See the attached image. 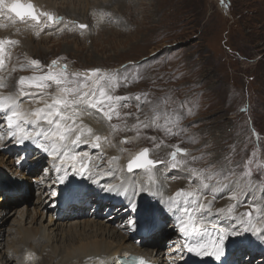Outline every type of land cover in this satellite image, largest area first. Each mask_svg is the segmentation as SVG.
I'll list each match as a JSON object with an SVG mask.
<instances>
[{
  "label": "rangeland",
  "instance_id": "rangeland-1",
  "mask_svg": "<svg viewBox=\"0 0 264 264\" xmlns=\"http://www.w3.org/2000/svg\"><path fill=\"white\" fill-rule=\"evenodd\" d=\"M52 1H56L55 6L58 7V13L60 12V14H56L57 12L49 13L58 20L56 23L48 21L47 16L40 15L39 23L30 18L29 25L24 27L26 24L12 12H1L0 21L6 28L2 41H5L9 50L20 47L22 53L29 57V54L27 55L24 50L29 36H25L27 39H23L28 31H23V29L31 28V24H34L38 30H43L47 26L52 30L50 34H53L56 40L52 41L47 38L45 42H33L37 49L44 50L45 55L43 56L51 57L61 52H68L67 54L73 57L74 64L79 66L75 68L70 60L64 61L63 66L66 65L69 69L78 70L82 74H88L89 70L95 68H99L103 73H109L112 69L117 71L112 74L115 80L118 79L116 80L117 86L109 89L108 94L111 93L112 96L124 98L119 101L118 105L127 106L124 110L126 109L125 114H129V118L124 124H127L126 127L130 128V131L124 137L132 138V142L124 146L120 137L115 138L113 131L116 130V121L121 119L119 110H116L119 112L117 115L116 112H111L106 104L104 105V111L111 112V119L104 115V111L92 108H88V110L111 130L112 142L120 151L119 157L116 156L112 159L115 161L117 159L119 166L123 159L132 156L131 160L142 149L147 148L151 158L155 161H161L156 167L159 169L167 167V159L160 157L155 145L144 139L136 120L134 121L132 118V115L136 114L137 117L134 118L139 120L140 114L138 112L144 111L146 117L144 123L148 125L152 124L156 117H159L158 128L162 130L161 135L166 138L167 142L184 143L181 147L171 148L170 156L173 152H177V155L190 152L192 157L194 156L192 158L194 159V168L182 165L176 169H169L171 172L184 170L200 177L204 182H206L204 179L207 180L212 175L216 182L223 185L227 191H235L237 190L233 188L235 183L247 181H249V186L255 187L254 189L263 190L264 0H116L115 3L112 1L110 4H108L110 0H90L89 4L78 1L69 2V0ZM106 4H108L107 8L114 13L113 17L105 15H110V12L106 10L107 13H104V9L100 6ZM63 9L66 11L68 9L69 12L72 10L71 13L74 14L87 15L88 20L84 19L85 22H77L76 14L64 16ZM34 10L37 13L38 9L35 5ZM130 18L133 22L130 21ZM61 22L64 24L62 26L72 31L73 35L61 38L59 29L63 27H58ZM79 25H86L87 27L80 28ZM129 26L133 27L127 30ZM74 29H77L80 34L84 33V42L79 41V39L76 41ZM33 55L37 59L43 60L38 56V53L35 52ZM4 59L2 64H5L6 68L3 72L7 73L16 66L19 69H26L34 60L29 57V63L25 64L18 63L16 60L10 61L8 57H4ZM128 60L137 61L129 62V69H124L123 67ZM52 62L45 63V67L47 66L49 69ZM122 68L127 74L124 73V78L127 79L133 77L136 72H140L141 83H145V89L141 88L137 81L128 84L119 83L121 78L119 72ZM30 90L32 92L29 93L43 94L36 88L28 89V91ZM44 91L55 93L56 86L53 84ZM159 106L170 107L167 108L168 112H173L171 107L187 109L190 110L188 112L190 115L185 116L181 113L173 118L170 115H165L164 109ZM112 120L113 123L110 122ZM0 133L4 136L9 133L6 115L3 112H0ZM4 147L7 155H10L14 161L16 168L20 167L23 171L25 168L31 170L38 168L36 173L31 174L32 178L42 180L43 183L48 181L49 176L46 172L50 170H46L49 167V156L39 162V165L36 162V166L31 167L32 161H34L32 160L33 153L24 155L28 160H24V158L19 160L23 153L15 147ZM161 153H164V150H161ZM86 161H89L90 165L93 164L90 158H87ZM129 161L125 163L123 175L136 172L127 170ZM6 172V176L13 180H27L8 170ZM115 180L114 183L121 181L118 174ZM29 185H31L30 181L27 186ZM48 186L49 195H51L55 187H51L50 184ZM209 186L211 187V185ZM240 191L242 195L248 193L242 187ZM242 195H234V197L238 199ZM94 196L96 197V194H93ZM4 197L6 200L9 196H1L0 204L5 202V200L1 201ZM34 199V191L27 190L24 199H19L13 205V210H11L13 215L4 224L5 230L0 240V243H3L0 247V254L7 248L12 249L13 245L22 247L26 245L20 239L21 235L16 236L20 224L18 221L15 222V218H18V211L25 206L32 210ZM257 200L261 202V199L257 198ZM54 201L45 202L41 214L39 213L37 216H33L31 213L28 216L25 215L23 225L25 227L32 226L33 229L40 227L41 224L46 226L50 232L53 231L57 234L55 244L62 246L64 233L70 229V226L77 221L83 223L90 216L80 215V217L67 221L62 216L69 214L70 208L74 207L69 206L78 204L79 201L70 202L67 207L59 206L62 209L61 213L59 212L61 216L54 213V207H49ZM83 206H87L88 210L95 208L92 212L96 213L97 207H92V203L83 204ZM256 206V203L251 204L245 209L244 213H252L250 217L243 215L248 227L251 225L253 227L242 229L243 221L240 223L242 224L240 228L235 227L238 234H242L241 231L244 233L247 231L252 236L257 232V228H254L255 225L260 220H264V197L261 202L262 208L257 207V210L263 212L262 219L258 216L254 217L257 211ZM107 208L108 206H102V209L97 211L98 218L102 222H105L107 217L116 210L113 208L106 211ZM123 210L126 213L116 223V226L130 235L132 230L129 229L128 219L130 222L135 219L130 212L128 216L126 205ZM51 212L54 213H52L54 217H59L57 225L62 223L64 227L56 230L57 225L49 226ZM161 228L156 248L168 255L176 246V243L168 241L174 239L176 235L172 232L165 233L166 230L172 229L170 224ZM154 234L152 233L150 236ZM171 236L173 237L171 238ZM12 237L14 238L13 241L10 239ZM8 238L10 239L9 242ZM246 244L247 242H243L241 246L238 245V247L233 248L229 261L233 257L235 260L233 264H264V252L261 248L257 251L251 250L249 247H244ZM38 250L39 253L36 252L35 254L29 252L30 254L33 253L27 256L29 262L32 259V262L35 263L47 252L42 253L43 249L39 248ZM16 254L14 252V255ZM246 256L253 258L249 260ZM58 263L59 259L53 264Z\"/></svg>",
  "mask_w": 264,
  "mask_h": 264
},
{
  "label": "bare ground",
  "instance_id": "bare-ground-1",
  "mask_svg": "<svg viewBox=\"0 0 264 264\" xmlns=\"http://www.w3.org/2000/svg\"><path fill=\"white\" fill-rule=\"evenodd\" d=\"M20 1L23 3H33L38 9L37 14H40L42 12H57L56 14H60V12L58 13V7L55 6L56 1ZM75 1H78L79 3L83 4H89L90 0H69V2ZM115 1L116 0H110L108 4H110L111 2L115 3ZM14 2L15 0H4V3L7 5H11ZM108 4L100 6L104 9H102L104 13H107L106 10L110 12V15H105H107L108 17H113L114 13L107 8ZM126 8H128V6H126ZM71 11L69 12L68 9L67 11L66 9L62 10L64 16L76 14V17L78 18L77 22H85L84 19L88 20L87 15L84 16L81 13L74 14L71 13ZM1 12L9 13L10 11L6 7H0V13ZM30 21V17L28 18L26 16L22 21L26 24L24 27H27ZM130 21H132V18H130ZM62 25H64L63 22H61L60 26L58 27H61ZM30 27L31 28L28 27L23 29V31H28V34L24 35L23 39H27L25 38V36H29L24 50L27 55L29 54V57L40 62L39 68L31 65L30 63L26 67V69H19L16 66L7 73L5 71L3 72V70L6 68L5 64L0 63V85H2L0 86V96H16L21 101L22 108L26 111H32L37 108L44 107V101H34L31 95L25 97L19 95L22 86L19 85L18 82L22 77H39L47 74L49 72V69L47 68V66L45 67V63H49L50 61H57L58 67H62V63L66 60H70L72 65H75V68H78L79 66L74 64L73 57L68 55V52H61L51 57H47L48 55L43 56L45 55L44 50H42L41 48L37 49V47L33 45V42H45L47 38H49V40L55 41L56 37H54L53 34H50L52 30L47 26L43 30H38V28L34 24H31ZM130 27L133 26L127 27V30ZM5 29V26L0 21V41L3 40ZM59 30L61 31V38H67L73 35L72 31H69L64 27L60 28ZM74 30L75 31L73 32H75L76 41L79 39V41L84 42V33L80 34L77 32V29ZM3 49V53H0V61L5 60L4 57H8L10 61L16 60L18 61V63H29V57L22 53L23 51H21L22 49L20 47L16 48L15 50H9L8 46L4 43ZM35 52L38 53V56L40 58H43V60L37 59L33 55ZM131 61L137 60H128L123 68L129 69L128 64ZM123 68L121 72H119V75H121L119 83L128 84L137 81V84L141 88L145 89V83H141V77L139 76L140 72H136L133 77H130L129 79L125 80L124 73L126 74V72L123 71ZM67 72L69 74L80 73L78 70L71 68H67ZM115 72L117 71L112 69L108 74L112 75ZM83 78L84 77L82 75L79 79L82 81ZM28 89L30 88H28L27 85L23 86L24 91L32 92V90L28 91ZM143 92L145 93V90ZM146 92L148 94V91ZM151 95L152 97H154L153 94ZM46 99L49 98L46 97ZM124 108H127V106L117 105L116 110H119V112H121V119L116 121V130L115 132L113 131V133L115 135V138H117V136L120 137L123 141L124 146H126L130 142H132V138L124 137L126 136V134H129L130 131V128L128 129L126 127L127 124H124L126 123V121H128L129 118V114H125L126 109L124 110ZM160 108L164 109L165 115H170L173 118H175L176 115H180L181 113V115L185 116L190 115L188 113L190 112V110L187 109L182 110L176 109V107H171L173 112H168L167 108L170 107ZM143 112H138L140 114L139 120L134 118L137 116L133 113L132 118L134 119V121L136 120V124H138L139 131L143 134L144 139L150 142L151 144L155 145V149L160 157L167 159L166 168L159 169V167L156 166L152 168H141L138 170H133L132 172L136 171L134 174L128 172L129 174L123 175L122 171H124L125 163L129 161L132 156L123 159L120 163V166L119 161H117V159L116 161L112 159L116 156L119 157L120 151L118 147L112 142L113 135L111 136L110 134L111 130L107 125H103L101 121L96 118L95 115H92L88 109L75 118V128L78 129L81 133V140L84 142L77 143L75 145H69L66 150H60L54 153L52 151L51 143L44 141L42 137L41 143L43 147L40 145L36 148L29 147L27 139L23 143H19L17 139L12 138L9 134H7V136H4L2 133H0V137H2L0 138L1 174H7L6 171L8 170L11 173H14V175H19L27 179L26 182H22L20 184L15 183V186L12 184V186L10 184H7L6 186H1L0 181V198L1 196L5 195L9 196L6 199L7 201L4 197V199L1 201L5 200V202L0 204V240L5 230V222L10 218L11 215H13V211H11L13 210V205L19 199H24L27 190H30V192L33 190L35 197V199L32 201L34 206L33 209L31 210L25 206L24 208L18 211V218H15V222L18 221L20 224L17 229L16 236L21 235L20 239H22L23 242H25L24 244L26 245H23V247L13 245L12 249L7 248L5 251H3V253L0 254V264H53L57 259H59L58 264H122V258L127 257L131 254L142 255L143 257H146L147 259L152 260L157 264H183L185 253L183 252V247L181 246L180 240L177 235L174 237V239H171L169 241L171 243H176L175 248L170 252V254L165 255L166 253L164 251H160V249L156 248V245L159 242L158 237L160 236L162 228L155 231V234L153 236H150L148 238V241L143 242L144 240H146L147 236H139L137 233L133 234V232L128 235L125 231H123L121 228L119 229L116 226V223L120 221L122 217H124L123 215L125 213L122 204L118 205L116 203V200L120 196H124L126 203L129 201H134V203H136L137 205L135 206V208L140 206L142 208V213H144L146 216L153 217L154 215L150 214V212H148L147 210L152 211L154 208H156L157 214L155 216V219L157 221V224H160L162 220L164 223L169 222L167 215H165L164 213V210H166V208H169L170 210L179 209L180 211H182V208H196L197 201L192 199L190 195L192 193H196L200 203L204 204L206 207L210 206V210L208 211L196 210L190 213L191 216L197 222H203V224L220 223L221 225L226 227L228 237H230L231 240L235 239L233 241L234 243L236 242L234 244L236 245L235 247H238V245L241 246L243 242H247L244 247H249L251 250L256 251L261 248V250L264 252V220H260L259 223L255 225L254 228H257V232L252 236L247 231L245 233L241 231L242 234H238L235 229V227L240 228L242 226V224L240 223L243 221L244 226L241 227L242 229H244L245 227H253V225L248 227L246 220H244V211L249 205H254L255 203L257 205L256 210L257 207L262 208L261 202L262 198L264 197V188L262 191L259 189H254L255 187L253 185L249 186V181H247L242 183L237 182L233 186V188L237 190L227 191L225 190V187L223 185H220L219 182H216L214 176L212 175L207 180L204 179L206 181L204 182L200 179V177L194 174H189L187 173V171L184 170L174 173L171 172L169 169H172L173 167L172 159L170 156V150L174 147H181V145L184 143L174 144L167 142L166 138L161 135L162 130L158 128L159 117H156L154 122L148 125L144 123L146 121V117ZM3 113L7 115L6 112ZM110 122L113 123V120ZM68 123L71 125L72 121H68ZM43 126L47 127L46 124H44ZM25 128L28 131L32 132V135L35 136V130L33 129V126L25 125ZM88 129H91V132H89ZM19 135L20 133H17V136ZM97 135L101 137L100 141L95 140V136ZM96 143L100 144L99 148L94 146ZM4 146H9L10 148L15 147V149H18L21 153H23L22 157L19 158V160H22L23 158L24 160H28L24 157V155H30L31 153H33L34 156L32 160L34 161H32L31 167L36 166V162L39 165V162H41L47 156L44 153L50 154L51 156H49V167L46 170H50L49 172H46V174H48L47 176H49L48 181H44L45 183H43L42 180H35V178H32L33 176L31 174L36 173L38 171V168L34 170L25 168L24 171L21 170L20 167H17V169L14 165V161L11 159V156L7 155V153L5 152ZM45 148H47L48 150L45 151ZM161 150H164V153H161ZM72 156H76L77 159H71ZM193 157L190 152H186L183 155H177L176 160L179 162V166L176 168H179L182 165H187L190 168H194L195 165L193 164ZM87 158L91 159L93 163L92 165H90L89 161H86ZM28 163L31 162L28 161ZM83 167L86 168V175H84V181L86 185L83 187L82 190L80 189L81 191L79 190L76 193L79 203L75 205H70L69 207H74L70 208L71 211L69 214L62 217H65L64 219L67 221L80 217V215H86L88 217L90 216V218L87 221H84L83 223L81 221H75L76 223L72 224L70 226V229H68V231L64 233V242L62 243V246H58L55 244V239L57 240V234H55L53 231L50 232V230L47 229L46 226L41 224L40 227L36 229H33L32 226L25 227V225H23V218L25 217V215L28 216L31 213L33 214V216H37L39 213L41 214V210H43L45 202H49L51 200L55 201L52 202L51 206L49 207H54V213L58 216H61V214L59 215V212L61 213L62 209L59 208V206L61 205L58 203L56 191L59 190V187L63 184L64 179L71 175H76L77 173L80 174L78 172V169H81ZM117 174L119 180L121 179V181L118 183H114L116 181L115 177L117 176ZM29 181L31 182V185L27 186ZM49 184L51 185V187H55L51 195H49V189L47 188L49 187ZM204 185H207V187H205ZM209 185H211V187ZM241 187L248 191V193H244V195H242L240 191ZM109 189L116 190L109 191ZM181 189L185 190V192L189 193V195L177 197L175 194ZM93 194H96V197H93ZM234 195L242 196L241 198L238 197L237 199L236 197H234ZM105 197L108 199L105 200ZM256 197L259 200L261 199V202H259ZM89 203L93 204L92 207H97L96 213L92 212L93 210H95V208L93 210H88L89 208L87 206H83V204ZM102 206H108L106 211L108 209L111 210L113 208H116V210L111 213L112 215L107 217V220L105 222L99 220V214L97 213V211L102 209ZM142 206H144V208ZM128 212L132 213V216H134L135 219V211L133 210V207L130 211L128 210ZM263 212L261 210H257L256 214H254V217L258 216L261 217L260 219H262ZM52 213L53 212H51L49 217V226H55L58 223L57 221L59 217H54ZM183 214L185 216V223L192 222V220L189 219L188 215H186L184 212ZM61 227H64V225L62 223H59L56 226V230ZM13 237L10 239H14ZM10 239L8 238V242L10 241ZM139 239L142 240V243L138 242ZM2 245L3 243H0V247H2ZM38 248L43 249L42 253L44 251L47 252L43 254L42 258L37 260L35 263L32 262V259L29 262V257H27L28 254L31 255L33 253L35 254L36 252L39 253ZM231 251H233V248L230 250V252ZM14 252H16L17 254L14 255ZM29 252L33 253L30 254ZM233 256L234 258H236L235 255ZM231 259L232 260L230 261L228 260L229 264H233L235 262V260H233V257Z\"/></svg>",
  "mask_w": 264,
  "mask_h": 264
},
{
  "label": "snow or ice",
  "instance_id": "snow-or-ice-1",
  "mask_svg": "<svg viewBox=\"0 0 264 264\" xmlns=\"http://www.w3.org/2000/svg\"><path fill=\"white\" fill-rule=\"evenodd\" d=\"M0 7H6L10 12L14 13L20 20L30 17L32 20L39 23L40 15L47 16L48 21L54 23L58 22L55 17L49 13H37L34 10V5L28 3L27 5L19 2L7 5L4 0H0ZM47 23V22H46ZM80 28H86V25H79ZM5 41H0V53H3V45ZM11 43V42H10ZM2 63V61H0ZM31 65L39 68L40 62L32 60ZM49 72L39 77H22L19 80L21 85L20 96L31 95L34 101H44V107L37 108L32 111H26L22 108L21 101L14 95L7 97L0 96V112H6V122L9 128V135L17 139L19 143H23L26 139L32 140V132L25 128V125L33 126L35 130V136L37 138L42 137L44 141L50 142L52 145V151L55 153L60 150H66L69 145H75L77 143L84 142L81 140V133L75 128V118L86 111L88 108L98 109L104 111V105L107 104L111 112H116L117 105L121 97H116L108 94V90L114 86H117L115 78L108 73H103L100 69L89 70L88 74L72 73L67 72V66L58 67V62L53 61L52 65L49 66ZM83 75V80L79 78ZM127 79L126 77L124 78ZM56 86L55 93H47L45 89ZM27 85L28 88H36L43 93H29L23 90V86ZM2 86V85H0ZM87 89V90H85ZM48 97L49 99H46ZM139 99V97H137ZM50 101V102H49ZM126 106V105H125ZM109 111H104V115L111 119L112 115ZM118 115V112H116ZM68 121H72L70 125ZM46 124L47 127L43 125ZM147 126V125H145ZM91 132V129H88ZM17 133H20L17 136ZM74 136V138H73ZM2 138V137H0ZM96 141H100V136H95ZM43 147V145L41 144ZM95 147L99 148L100 144L96 143ZM48 149L45 148V151ZM183 152L184 150H178ZM177 152L171 153L172 167L176 168L179 166V162L176 160ZM71 159H77L76 156H72ZM158 161H153L148 158V150L145 149L139 153L133 160L129 161L128 171L132 172L133 168H145L152 166L154 167ZM207 187V185H204ZM116 189H109L114 191ZM177 197L189 195L185 190L181 189L176 194ZM192 199L196 200V208H182L181 210L189 216L192 220V230L196 235H203V222H197L192 216L191 212L196 210L208 211L210 206L206 207L204 204L199 202L196 193L190 194ZM135 210V205H132ZM244 215L251 216L252 213H244ZM184 227L181 228L183 232ZM222 235L219 237L217 243L222 245L224 240L227 238L228 233L224 230ZM235 234V233H233ZM189 252H194L196 255H215L217 258L223 253L222 247H217L214 252H210L206 246L198 245L191 246L188 248Z\"/></svg>",
  "mask_w": 264,
  "mask_h": 264
},
{
  "label": "water",
  "instance_id": "water-1",
  "mask_svg": "<svg viewBox=\"0 0 264 264\" xmlns=\"http://www.w3.org/2000/svg\"><path fill=\"white\" fill-rule=\"evenodd\" d=\"M15 2H16V1H15ZM19 2H21V1H19ZM21 3H23V2H21ZM23 4H24V3H23ZM31 4H32V3H31ZM26 5H27V4H26ZM145 149H147V148H144L143 150H145ZM143 150H142V151H143ZM147 150H148V149H147ZM142 151H141V152H142ZM141 152H140V153H141ZM148 158L151 159V160H153L152 158L149 157V150H148ZM153 161H154V160H153ZM159 163H160V162H159ZM159 163H157L156 165H158ZM137 168H139V167H136V168H133V169H137Z\"/></svg>",
  "mask_w": 264,
  "mask_h": 264
}]
</instances>
